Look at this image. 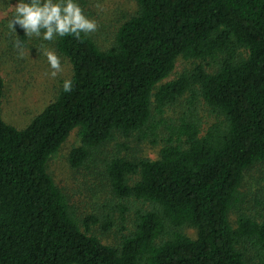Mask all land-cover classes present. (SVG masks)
Segmentation results:
<instances>
[{
  "label": "trees",
  "instance_id": "trees-1",
  "mask_svg": "<svg viewBox=\"0 0 264 264\" xmlns=\"http://www.w3.org/2000/svg\"><path fill=\"white\" fill-rule=\"evenodd\" d=\"M133 1L106 49L85 33L54 40L72 90L22 129L2 119L0 75V264H264V202L246 211L238 195L244 171L264 164V0ZM178 59L195 63L162 83ZM187 94V108L199 98L215 123L201 134L182 113L155 160L105 162L111 194L150 209L114 247L102 244L88 231L95 219L70 212L48 160L74 129L73 169L117 135L154 136L152 110Z\"/></svg>",
  "mask_w": 264,
  "mask_h": 264
},
{
  "label": "rangeland",
  "instance_id": "rangeland-1",
  "mask_svg": "<svg viewBox=\"0 0 264 264\" xmlns=\"http://www.w3.org/2000/svg\"><path fill=\"white\" fill-rule=\"evenodd\" d=\"M78 3L84 15L97 24L94 32L86 34L100 49H106L112 44L118 27L137 11L133 0H78ZM15 4L16 0H0V75L3 80L1 116L7 124L22 129L53 101L63 80L70 79L71 67L66 58L56 53L54 41H42L35 36H28L26 44L21 45L23 29L15 26L13 31L8 24L14 14ZM45 49L55 52L60 58L62 71L56 77L50 76L52 70L43 54ZM193 63L178 59L172 73L162 83L175 79L183 70L193 67ZM201 65L207 72L215 68L211 64ZM184 97H189V94L166 106L162 115L152 110V125L158 126L154 136L149 131L127 137L117 135L101 146L90 161L73 169L69 166L68 157L79 144L77 129H74L48 160L47 172L66 197L70 212L79 223L93 217L95 224L90 225L88 231L102 244L114 247L121 235L133 231L136 214L150 209L148 204L141 201L120 200L111 194L104 173L105 162L113 156L131 161L155 160L166 138L165 128L176 124L182 113L196 118L201 134L215 123L216 117L199 98H195L193 106L188 109ZM238 195L242 196V207L246 211L262 209L256 203L264 202V164L256 163L244 171ZM80 229L84 231L83 226ZM180 231L190 238L195 237V231L190 227H182Z\"/></svg>",
  "mask_w": 264,
  "mask_h": 264
},
{
  "label": "clouds",
  "instance_id": "clouds-1",
  "mask_svg": "<svg viewBox=\"0 0 264 264\" xmlns=\"http://www.w3.org/2000/svg\"><path fill=\"white\" fill-rule=\"evenodd\" d=\"M8 24L13 31L15 26H19L25 36H35L42 41L79 37L81 33L94 32L97 28L95 20L84 15L78 0H16L14 14ZM43 54L52 70L50 76L56 77L62 71L60 58L47 49ZM72 87L71 80H63L64 92H70Z\"/></svg>",
  "mask_w": 264,
  "mask_h": 264
}]
</instances>
